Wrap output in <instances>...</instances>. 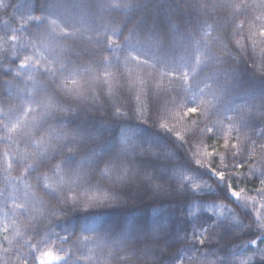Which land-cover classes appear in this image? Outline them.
<instances>
[{"label":"snow or ice","instance_id":"snow-or-ice-1","mask_svg":"<svg viewBox=\"0 0 264 264\" xmlns=\"http://www.w3.org/2000/svg\"><path fill=\"white\" fill-rule=\"evenodd\" d=\"M0 6L6 7L3 0ZM139 6L105 0L81 7L110 12ZM188 6L208 19L225 14L212 24L204 20L199 39L188 33L187 46L173 17L166 28L152 21L125 35L114 19L97 26L64 18L55 0L45 15H32L34 6L26 4L19 17L3 21L0 56L17 66L5 70L13 79L5 82L8 94L0 101V264H101V256L104 264H131L133 257L144 264L157 243L166 245L172 264H183L185 252L199 253L188 259L200 264H264V247L258 246L264 245V152L261 167L249 169L259 187H248L254 181L239 171L249 146L254 153L255 140L264 141V0ZM208 29L218 35L210 40ZM81 41L85 46L76 47ZM249 60L251 72L241 67ZM239 91L247 92L250 104L225 103ZM105 112L107 118L92 114ZM182 113L203 117L186 135L164 122H182ZM130 119L150 120L175 140L154 144L127 123L114 134V124ZM213 129L216 145L201 152L196 146L212 140ZM240 129L247 131L231 143L225 132ZM130 186L181 197L193 217L186 219L184 235L168 244V237L156 240V229L141 230L139 222H122L116 232L92 224L65 229L63 236L54 231L70 209L128 204Z\"/></svg>","mask_w":264,"mask_h":264},{"label":"trees","instance_id":"trees-1","mask_svg":"<svg viewBox=\"0 0 264 264\" xmlns=\"http://www.w3.org/2000/svg\"><path fill=\"white\" fill-rule=\"evenodd\" d=\"M53 0H3V4L6 7L0 6V35H3V21L7 20L11 22L13 16L19 17L23 11V6L26 4H31L34 6V10L31 12L32 15H45L48 12L47 5L52 3ZM105 0H55V3L59 4V14L64 17L72 20L73 22L83 20L86 24L95 23L97 26L100 23H106L109 19H114L121 29L124 30V34L127 35V28L138 24L139 27L145 28L152 21H155L162 28L168 26L169 17L175 19V23L181 29L183 42L187 46L188 44V33L197 34L196 38H200L198 29L202 26L203 21L208 19L203 17L200 12L191 8L188 5L195 4L197 0H133L134 3L139 4V7L131 8L128 10H119V11H102L95 7L87 8L81 7L82 5H92V4H101ZM225 13L223 11L213 13L212 19H208V23L212 24L213 20L217 17H222ZM15 26V25H14ZM111 27V25H109ZM31 30V28H30ZM210 40L218 35L217 32L212 29H208ZM89 35H94L89 33ZM123 43V41H120ZM213 43H215L213 41ZM85 46L84 42H79L76 47ZM90 46V45H89ZM0 47H6L5 45H0ZM214 50L219 53V47H214ZM105 55H110V52H105ZM191 52H189V55ZM222 55V53H219ZM226 58V57H225ZM11 61H15V57H9ZM0 64L3 65V68H0V101L4 100L8 94L7 88L5 87V82L13 79L12 73H7L5 70L9 67L17 66L15 63H6L3 56H0ZM227 67V66H223ZM242 68L246 67L249 72L252 70V61L249 60L246 66L241 65ZM221 82L225 80L223 75L220 76ZM167 83V80L164 81ZM256 84L259 81H255ZM216 86L215 84L213 85ZM205 99H210V97H205ZM231 101V104L238 105L244 104L245 101L251 103V97L247 95L246 91L234 92L227 97L225 103ZM120 103L126 104V101L121 98ZM137 102V107H139ZM189 106H198V105H189ZM121 111H126V107H122ZM186 112V109H185ZM93 115L104 116L107 118V113H92ZM148 112L145 108V116ZM183 121L177 122L176 120H167L164 121L169 124V127H173L176 131H179L181 135H186V129L190 128L192 123L198 119H203L201 116H187L182 113ZM227 115H233L232 113H227ZM127 123L135 127L137 131L146 139L151 140L154 144L161 143H171L175 140V137H172L170 134L165 133L163 130L156 128L152 125L150 120H147L146 123L137 121V120H128L125 122H119L113 125V132L115 134L116 130L121 126V124ZM224 127L227 129L230 127L229 122L224 120ZM247 131L245 129H240L239 132L233 130L231 133L225 132V135H229L231 143L235 144L236 137L240 135L241 132ZM216 129H213V133L209 135L213 136L212 140H206L203 145H197L196 147L200 149L201 152L204 150L210 151L209 145H216L215 138ZM250 135V132H249ZM243 140V136L240 137ZM222 144L223 141L220 140ZM264 141L255 140V152H252L251 146H249V158L245 161L244 167L239 169L243 174L249 176L250 181L254 183H249L248 187H259V180L256 177H253L249 173V169L253 166L260 168V153L264 152V148L261 147V144ZM178 151L183 154L184 149L179 148ZM223 152V149H220ZM197 159H208L213 160L215 157L204 158L201 155H197ZM217 163L219 161L217 160ZM203 171V170H202ZM18 173L12 172V176H16ZM4 176L0 173V189L4 188ZM210 184L211 180L208 181ZM214 186V185H213ZM254 194V193H253ZM126 196L129 199V203L126 205L118 207H107V208H93V209H75L69 210V214L60 222V224H54L52 227L55 232L60 233L62 236L67 235L64 231L74 230L77 226H83L85 224H92L98 226L100 229L108 232H116L121 223H131L136 224L139 222L142 225L144 230L148 227H154L156 229V240H160L164 237H168L167 243L172 244L175 241L171 239L172 236L184 235V229L187 227L186 219H192L193 217L189 215V209L183 203L181 197L174 194L162 197L158 194H154L150 189L144 186H130L126 190ZM161 200H164L162 203ZM227 203V201H222ZM9 207H11V202H9ZM229 207H234L229 205ZM4 209L0 207V213ZM191 212L195 215H201V213L196 212L195 209H191ZM62 219V218H61ZM25 218L18 217V223L21 224V230L23 231V223ZM2 231V229H0ZM90 235V234H89ZM2 239V237H0ZM247 239V238H245ZM259 247H264V245H258ZM3 247H8L7 243L3 244ZM182 247V246H181ZM252 248L257 247V245L251 246ZM155 251L147 254V258L144 261V264H156L159 261V264H172V258L167 253L166 245L163 243L154 244ZM26 250V249H25ZM55 250V249H54ZM202 250H206L203 249ZM100 250H97L99 254ZM159 253V254H157ZM62 254V253H61ZM199 257V253L185 252L183 255V264H200L199 261L193 260L189 261V256ZM247 255H253L251 250L248 251ZM200 260H203L201 257ZM101 264H104L103 257L101 256ZM108 264H118L117 261H108ZM131 264H140L135 257L131 259ZM203 264H208L207 261H203Z\"/></svg>","mask_w":264,"mask_h":264}]
</instances>
